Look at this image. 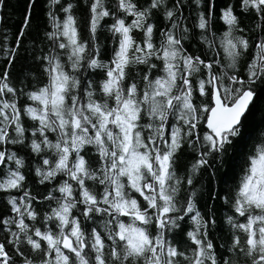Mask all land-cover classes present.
I'll return each mask as SVG.
<instances>
[{
    "label": "snow or ice",
    "instance_id": "1",
    "mask_svg": "<svg viewBox=\"0 0 264 264\" xmlns=\"http://www.w3.org/2000/svg\"><path fill=\"white\" fill-rule=\"evenodd\" d=\"M204 2L191 0L197 12L189 26L185 0H145L143 6L139 0H85L89 35L84 39L76 15L79 0H46L52 31L44 38L54 47L47 53L35 44L26 50L47 77V83L35 89L25 83L34 75L31 70L22 73L19 88L10 71L35 0L28 5L15 47H7L5 33L0 41L8 65L0 73V204L11 214L0 210V264H37L24 247L39 254L38 264H234L217 252L212 237L215 209L209 205L205 214L197 207L194 179L205 171L210 181L216 179L218 163L240 135L258 89H264V0H240V11L257 18L254 40L243 34L233 3L220 9L226 30L210 37L215 0L207 11ZM158 17L164 27H159ZM109 18L112 23L106 24ZM193 29L200 30L198 37ZM104 32L115 44L110 62L100 58ZM193 38L213 57L190 53L185 42ZM253 46L242 77L238 65ZM217 48L224 58H216ZM139 66L145 69L137 73L143 88L135 80L125 86L130 71ZM97 70L105 77L98 85L99 99ZM157 71L162 74L153 78ZM197 93L209 99L197 106ZM21 98L31 103L21 105ZM25 117L33 126H26ZM145 117L148 122L142 123ZM201 120L207 129L202 138ZM185 146L197 153L186 177L189 188L177 174ZM89 149L98 157L94 162ZM20 151L42 157L34 168L40 185L66 177L43 197L56 206L44 213L40 227L26 223L38 221L35 204L40 200L38 193L25 188L26 156ZM13 190L21 194L12 195ZM181 191L186 193L183 202ZM218 196L211 194L213 200ZM222 199L235 216L244 218H225L233 231L227 251L242 254L247 264H264V145L248 157L233 200ZM186 221V237L194 246L190 254L174 243ZM237 233L245 236L243 246Z\"/></svg>",
    "mask_w": 264,
    "mask_h": 264
},
{
    "label": "trees",
    "instance_id": "2",
    "mask_svg": "<svg viewBox=\"0 0 264 264\" xmlns=\"http://www.w3.org/2000/svg\"><path fill=\"white\" fill-rule=\"evenodd\" d=\"M111 4L115 3V0H109ZM185 2L190 5L189 7L184 8V14L187 16L191 13L190 19L188 20L189 26L195 23L196 21V12L197 9L194 5H191V0H185ZM211 2V0H205L203 10L207 11V6ZM31 3V0H2V4H0V41H3L4 35H7L6 45L7 47H15V42L17 37L20 34L21 28L24 26L25 16L28 14V5ZM141 6L145 3V0H139ZM229 3L234 4V10L236 14L240 17V27L244 28L246 31L243 33L244 35L250 36L253 40L256 38V33L252 31L254 29L255 24L257 23V18L255 14H244L240 11V0H215V10H214V19L211 23V29L209 31V36L211 37L213 34L219 36L226 30V25L219 19L220 17V9L227 7ZM46 0H35L34 7L31 9V20L29 27L26 29L24 35L21 37L22 44L19 48V55L15 61V63L11 66V79L12 82L19 88L22 78V73L26 70H31L34 75L30 76L28 80L25 82L28 85L29 89H35L38 87H42L47 83V77L44 76L42 68L39 63L34 62L32 58L27 54L26 50L31 51L33 45H39L43 48V51L47 53L50 49L54 47L51 41H48L44 38V33L52 31L51 24L46 16L47 8H46ZM57 14L61 16L62 14L56 10ZM76 15L79 20L81 26V35L82 38L87 39L88 33V8L85 4V0H79V6L76 9ZM130 22V19H129ZM106 24L112 23V19L109 18L105 21ZM157 23L159 27H164V23L162 21V17L157 18ZM199 29H193L194 37L199 36ZM236 35H241L240 32H237ZM137 39H142L141 33H136ZM156 39H159V32H157ZM102 43V54L101 59L105 62H110L113 55V49L115 44L112 41V38L109 33L104 32L100 37ZM185 47L187 50L194 55H202V58H212L213 53L208 52L205 45H202L197 38H193L190 41L185 42ZM55 51L58 53H63L64 50L59 48H55ZM217 52H219V56L216 58H224V54L222 50L217 48ZM206 53V55H204ZM254 54V46L250 49L247 54L241 58V61L238 65V72L242 77H246V68L247 63L251 61ZM62 59L66 60V56H62ZM8 67L7 59L4 58L3 51H0V73L3 72L4 68ZM145 69L143 66H139L138 68H133L130 71V75L128 80L125 82V86L127 84L132 83L133 80L137 82L140 88H143V82L140 79V75H142ZM140 73L138 75L137 73ZM159 71L153 74V78L156 75H160ZM94 78L97 83V98H100L98 85L101 80H103L104 73L101 70H97L94 73ZM207 97H200L197 93L194 97L195 103L197 106L205 102ZM31 101H27L25 98L20 99V104H28ZM110 103H113L110 101ZM25 119V124L28 127L33 126V121L28 120L27 117ZM147 117L144 118L142 123H147ZM205 120H201V127L198 129L199 134L202 138L203 132L206 131ZM50 139H55V136L50 135ZM261 145H264V89H258L257 96L254 102L250 105V109L247 111L246 116L243 118V125L241 129L240 135L233 138V144L230 148L229 152L224 156L222 163H218L216 179L214 181H210L208 179L207 171L203 172V174H197L194 179V187L198 192V203L197 207L201 210L202 213H207L209 205H213L215 209V216L217 220V229L212 233V237L214 239V243L217 245V252L219 255H223L225 259H231L234 264H247L246 258L236 252H228L227 249L231 246L233 231L225 222V218L229 215L235 216L230 203H225L222 199L227 196L229 201H232L236 189L239 186L240 180L243 177L244 171L247 166L248 157L253 155L257 148ZM16 146H13L15 150ZM20 155L26 156V167L23 170L26 175V183L25 188L30 190L33 195L39 194V203L35 204V207L39 213V218L37 222L27 221L26 223L33 224L37 227H40L43 223L44 213L50 212L52 207L56 206L55 201H44L43 197L48 195L49 191L54 190L66 177L60 175L56 180L51 183H45L44 185H40L38 183V178L35 175L34 168L35 166L41 164L42 157H38L32 155L30 153H26L25 151H20ZM50 155V154H49ZM89 156L91 160L94 162L98 159L92 149H89ZM197 159V153L192 149H189L185 146L184 150L179 154L178 163H177V174L180 177L185 178V182L183 184L184 188H189L186 184V177L188 174V170L191 165ZM15 167V165H11ZM97 165L93 163V167ZM2 175V174H0ZM89 186L93 187L98 193L102 192V187L98 185H94L92 182H89ZM213 192H217L219 194L218 198L213 200L211 198V194ZM12 195L19 196L21 193L12 191ZM3 193H0V196H3ZM54 195L59 197V192H54ZM186 193L181 191L180 200L183 202ZM138 196V194H137ZM142 200V198H140ZM0 210L8 213L7 208H5L2 204H0ZM14 215V214H13ZM235 218L244 222V218L239 216H235ZM125 222H127V218L122 217ZM97 225L101 226V220H97ZM53 227L54 225H49ZM90 230V228H89ZM188 230L187 221L185 222L184 228L179 234L175 237L174 243L177 244L181 251H184L190 254V250L194 247L191 242L186 237V232ZM153 235L155 234V230H151ZM241 237V243L243 246V241L245 236L243 233H237ZM4 236V232L0 231V238ZM26 255L35 257L37 260V264L39 261V254L32 253L27 247L23 249ZM18 261L21 258H17Z\"/></svg>",
    "mask_w": 264,
    "mask_h": 264
},
{
    "label": "water",
    "instance_id": "3",
    "mask_svg": "<svg viewBox=\"0 0 264 264\" xmlns=\"http://www.w3.org/2000/svg\"><path fill=\"white\" fill-rule=\"evenodd\" d=\"M205 125H206V120H205Z\"/></svg>",
    "mask_w": 264,
    "mask_h": 264
}]
</instances>
